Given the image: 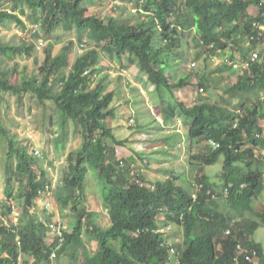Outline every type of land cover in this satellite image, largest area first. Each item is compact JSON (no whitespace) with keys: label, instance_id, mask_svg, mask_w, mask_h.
Listing matches in <instances>:
<instances>
[{"label":"trees","instance_id":"1","mask_svg":"<svg viewBox=\"0 0 264 264\" xmlns=\"http://www.w3.org/2000/svg\"><path fill=\"white\" fill-rule=\"evenodd\" d=\"M83 1L95 3V0H0V24L10 21L21 32L29 30L27 22L38 25L44 40L56 25L63 30L74 28L79 36L87 32L107 53L118 58L126 54L128 64L136 66L153 85L157 98L154 104L160 106L162 124L172 127L180 120L187 127L186 142L191 146L188 161L196 173L193 182L169 173V178L147 185L138 172L127 166L124 157L119 158L116 150L126 140L117 139L107 126V120L115 115L111 107L113 93L105 92L103 80L94 81L98 59L95 48L78 55L68 72L64 67L68 65L69 47L63 46L55 56L46 48L37 71L17 81L13 78L17 73L15 59L31 57L35 44L0 40V112L6 95L16 97L17 102L28 95L36 100L44 116L50 115L49 123L55 113L62 116L59 134L54 126L42 133L52 135L55 150L67 140L66 117L80 126L81 141L73 155L67 157L64 184H57L52 191L59 211L69 212L72 227L71 231L63 229V243L56 248L59 236L44 223L52 222L54 213L46 212L44 206L42 216L31 211L41 198V189L48 184L35 176L33 165H39L35 148L29 140L28 148L15 146L13 134L7 133L0 114V133L8 144L4 168L8 205L0 199V212L8 225L0 218V264H17L20 255L22 264H51L52 252H55L53 259L57 258L54 264H62L58 262L60 255L72 264H173L170 259L178 264H234L238 246L246 248L249 256L256 252L258 264H264V246L253 238L257 228L264 227V58L263 62L253 63L238 84L223 88L230 96H243L239 110L234 105L228 106L224 97L214 103L208 102V97L190 103L176 98L174 90L189 85L193 72L197 85L204 90L212 85L207 55L203 58L204 66L197 63L202 52H195L194 66L189 65L193 71L172 72L174 75L170 71L172 62L178 69L186 67L181 36L191 29L210 56L216 52L232 55L230 43L246 56L257 42L252 40L250 46L241 42L245 33H252V20L264 24V0H123L135 2L137 13L142 15L120 20L115 16L86 15ZM250 5L259 7L257 16L247 15ZM6 60L14 61L12 68L2 67ZM226 70L228 66L219 63L212 72ZM141 127L140 130L144 129ZM158 127L163 129L161 125ZM173 135L180 134L174 131L161 138L167 153ZM178 140L179 137L176 140L179 147ZM210 140L218 146L213 147ZM220 156L223 160L219 178L201 172ZM89 170L95 173L102 204L109 215L105 226L97 221L98 213L85 207L83 187ZM136 177L142 184L135 181ZM194 182L201 184L195 198ZM15 183L20 190L16 202L11 203ZM219 187L222 194L214 190ZM213 193L223 195V206ZM258 201L260 210L255 207ZM14 211L25 220L21 226L12 221ZM162 214L164 219L160 223L158 217ZM162 225L170 227L168 232L172 227L181 228L183 242L171 244L153 232ZM83 232L97 243L93 253L85 248ZM171 247L175 248L173 258H169ZM238 261L254 264L243 256Z\"/></svg>","mask_w":264,"mask_h":264},{"label":"rangeland","instance_id":"2","mask_svg":"<svg viewBox=\"0 0 264 264\" xmlns=\"http://www.w3.org/2000/svg\"><path fill=\"white\" fill-rule=\"evenodd\" d=\"M82 5H85L87 7L86 15H97L101 18H107L109 16H115L119 20L124 18H130L133 19V15L137 18L141 17L142 14L137 13L138 7H136L135 2H128L123 0H95V3H87L85 1L82 2ZM1 8V7H0ZM256 10L250 11V14H255ZM24 19V17L22 16ZM133 21V20H131ZM27 26L29 28L28 31H26V35H18L19 28L14 25V23L10 21L4 22V24L0 25V40L11 43V44H19L21 40H24L26 42L32 41L35 44L34 51L32 52V56L28 58H18L15 59L17 66V73H15V78L17 81H20L22 77H28L32 72H36L38 67L41 65L44 59V50L46 48L50 49V52L53 56L58 55L62 51V47L67 45L69 47V61L68 65L64 67V71L68 72L70 69V66L72 65L75 58L82 54L86 50H91L92 48H95L97 51L98 59H97V77H95L94 81L98 82L103 80V82L106 84L105 92L113 91L115 92L116 96L113 102V106H115V116H117V120L111 121V119L107 120V126L110 128L113 126L115 122H118L117 128L123 132L127 131L128 134L135 135L138 137L137 139H140V125H142L141 128H144L142 131H147L148 126L152 124L151 118L153 115L146 111L145 107H148V104H144L145 107L142 108V104L140 103V72H138L134 67V65H129L127 61V56L122 55L120 58H118L116 55H113L111 53H107L100 45L97 46L95 41L91 39L87 32H84L82 35H78L76 30L74 28L63 30L60 25H56L52 31V34L47 39H43L44 34L40 31L38 25H31V23L27 22ZM22 36V38H21ZM42 36V38H41ZM197 38L193 36L192 29L190 31H186L185 35L181 36V44L182 48L185 50V60L184 63L185 66L180 67V72L187 71L191 69L193 71V67L189 66L193 62V58L195 60L196 56L195 52L201 53L200 58H197V63H200L202 66H204V57L207 55L208 58V66L209 70L212 73V76H215V90H211L210 92H205L207 95L212 97L213 103L214 100L217 101L220 97L228 98L229 95L225 94L223 91V88H226L227 85L232 84L236 78V74H219L212 72V69L215 68V66L219 62V58L211 59V56L209 55V52L207 49H202L203 43H199L196 40ZM193 49V56L191 54V50ZM197 53V54H198ZM204 54V55H203ZM237 57H242V54H237ZM116 61V62H114ZM14 61L6 60L2 64V67L4 69H10L13 66ZM196 62V61H195ZM203 68V67H202ZM171 69L174 74H179L178 70L176 71V64L175 62H172ZM117 72V73H116ZM214 74V75H213ZM113 75V76H112ZM54 79V78H53ZM191 80L196 82L197 78L192 73ZM184 87V86H183ZM144 88V87H143ZM177 90H174L176 98L180 96L183 100L186 102H195V100L198 98V96H186L185 91L181 90V92L178 91L177 96ZM198 92V91H196ZM195 92V93H196ZM145 97L149 99V103H152V113H155L158 118L161 119V111L160 106L158 104H153L155 97L148 96V92L145 89L144 92ZM245 96V95H244ZM198 100V99H197ZM147 99L145 100V102ZM241 101L240 97L235 98L234 100L229 99L228 100V106L234 105V102ZM233 102V103H232ZM211 103V102H210ZM238 104L235 106L238 107ZM239 108V107H238ZM54 113V112H52ZM1 121L3 126L6 128L7 133L10 132L13 134L14 138V145L17 146H23L28 148L29 143L33 145L35 149L38 150V156L36 159L39 160V165L37 163L33 165L35 176L38 180L48 182V186L52 187L51 191H53V188L57 187V184H64V173H65V166L67 157L69 155H73L74 150L80 145V126L73 120H70L69 118L66 119V132H67V140L62 145V147L59 150L54 149V143L51 140L52 135L43 136L42 133L45 131L46 128L49 126H54L53 129H55L56 133L59 134L61 132V115L58 113H55L54 116H52V122L49 123L51 120L49 119L50 115L44 116L41 107H39L36 103L35 99H29L28 95H24L22 97L21 102L16 101V97L11 95H6L5 102L1 104ZM163 121V120H162ZM157 122H155L154 127L156 128ZM178 124H181L180 122ZM153 125V124H152ZM183 127V126H182ZM166 130V129H164ZM163 130V131H164ZM170 130H166L165 132L168 133ZM165 132V135H167ZM155 134V132H153ZM183 138H185V134L182 135ZM56 137V136H55ZM173 142L170 143L172 145L171 148H169V155H171L169 158L167 157V147L163 149L161 152L162 158L164 159L165 164L167 162L169 163V166L164 165L166 167L158 169L154 168L157 171V176L160 180H164L170 177V172L172 174L174 172H177L181 176H184L186 174L185 167H188L189 161H188V152L185 155V160L182 161L183 164H178L175 160H172L173 156H175L176 152L178 151V147L176 145L177 143V136L175 137L173 135ZM182 137L180 138V141L182 144L180 145V151L181 153H185L183 148L187 147L182 145L185 143L182 142ZM136 139V138H135ZM30 141L29 143H26L27 141ZM189 146V145H188ZM91 150V148H89ZM8 151V144L7 139L4 135L0 133V199L3 200L4 204L7 206L6 202V196L4 195V171H5V162H6V152ZM147 153V152H145ZM36 156V155H35ZM222 156L219 157V160L212 164V165H206L204 167V172L207 175L213 174L217 175L216 178H219V175L221 174V166H222ZM15 161V160H14ZM137 167V166H136ZM180 167V168H178ZM180 170H183V172H180ZM144 174L147 177L152 176L153 180L155 181L157 176H153L152 172H148ZM156 173V172H155ZM175 174V173H174ZM173 174V176H174ZM184 174V175H183ZM148 179V178H147ZM184 179L186 180V177L184 176ZM190 180L191 179H188ZM219 185V183H218ZM97 182L95 179V173L91 170L86 175L83 192L86 195L87 193V199L85 200V207L88 210L91 211H101L98 212L99 216L97 220L99 221L101 226H105L109 222V217L107 211L102 206V200L100 197V193L98 191ZM20 190V187L18 186V183H15L14 185V196L11 203L16 202V196L18 191ZM216 193H220L221 187L218 188V190L214 189ZM216 198L219 199V203L221 206H223V195L222 197H218L215 195ZM263 197H259V200H262ZM35 203H39L36 207L33 206L31 208L32 212H42L41 206L46 205L43 203V200L37 199ZM54 201V205H53ZM41 202V203H40ZM260 201H258L255 204V207L259 209L258 206H260ZM225 208V207H224ZM222 209V208H221ZM260 210V209H259ZM258 210V211H259ZM46 212H53L55 215V218L53 220H58L62 223L63 229H66L67 231H71V216L69 215V212H63L61 213L59 211V208L57 207V202L55 201V198L51 199V206L46 207ZM96 212V213H97ZM40 215V214H39ZM0 216L3 219L4 216L2 215V212H0ZM3 216V217H2ZM41 216V215H40ZM162 219H164V215H160ZM54 221V222H58ZM6 225H8V221H4ZM82 230L85 228V224H82ZM174 237L172 238V235L168 236V239L171 240L172 244L181 242L183 240V234L182 229L179 227L174 228ZM82 237L84 239L85 248L88 252L93 253L97 248V243L94 240H91L89 235L87 233H82ZM253 238L257 242H261L264 245V227L260 226L255 231ZM88 239V240H87ZM51 264H54L57 260L53 258H49ZM62 264H72L71 261L64 255H60L59 261Z\"/></svg>","mask_w":264,"mask_h":264},{"label":"crops","instance_id":"3","mask_svg":"<svg viewBox=\"0 0 264 264\" xmlns=\"http://www.w3.org/2000/svg\"><path fill=\"white\" fill-rule=\"evenodd\" d=\"M253 5H250L249 7H248V10L249 11H252L253 9L251 8ZM4 24V23H3ZM0 25H2V24H0ZM19 34L18 35H23V36H25L27 33H26V31H24V32H21L20 30H19ZM21 38H22V36H21ZM191 54H192V56H193V49L191 50ZM215 58H219V55H218V53H216V54H214V56L213 55H211V59H214L215 60ZM114 62H116V61H114ZM132 67H134L138 72H140L139 71V69L136 67V66H132ZM178 70V73H181L180 72V69H178L177 67H176V71ZM170 71H171V68H170ZM117 73V72H116ZM171 73H172V71H171ZM195 74V73H194ZM172 75H174L173 73H172ZM214 75V74H213ZM113 76V75H112ZM196 76V75H195ZM213 78H215V76H212V85L211 86H207V88H208V90H206V92H210V89L211 90H215V88H214V86L213 85H215V81H214V79ZM197 80V79H196ZM198 84V81H196V82H194L193 80H191L190 79V83H189V85H185L184 87H182L181 89H178L177 90V96H178V91L179 92H181V90H184L185 91V95L186 96H188V95H190V96H194V94H195V97L196 96H198V97H208V102H213V100H212V97L211 96H209V95H207V93H205V92H201V93H197L196 91H197V89L199 88V85H197ZM107 87V86H106ZM144 87V88H143ZM213 87V88H212ZM140 103L142 104V108L143 107H145V105L144 104H148V107H145V109H147L146 111H148V112H150L152 115H153V117H150L151 119V122H152V124L150 125V126H148V129L149 130H147V131H142V130H140V139H137L138 137H136L135 135H132V134H128L127 133V131H124L123 130V132L121 131V130H119L116 126H117V124H118V122H115L114 124H113V126L112 127H110V129L112 130V133H113V135L117 138V139H125L126 140V142L124 143V145L123 146H119L118 148H117V150H118V156H119V158L120 157H124V159L126 160V161H128V163H127V166L129 167V168H131V169H133V171H135V172H138V174H140L141 176H142V178L144 179V181H145V183L147 184V185H152V183H154L156 180H158L159 179V175L157 176V171H159V170H155L154 168H158V169H161V168H164V167H166V166H164V165H167V166H169V163L170 162H167L166 164H165V162H164V159L162 158V154H161V152L163 151V149H165L167 146H166V144L161 140V138H163L164 137V133H162V132H165L166 130H170L168 133H166L167 135H171L174 131H176V132H179V136H177V137H179V140H181L180 138L182 137L183 138V134H185L186 135V128L187 127H182V123H181V121L180 120H178L172 127L171 126H164L163 124H162V116H161V119L160 118H158L157 116H156V114L155 113H152V111H151V109H152V103H149V99L147 98V97H145V95H144V92H145V89L147 90V92H148V96H149V98L150 97H155L156 98V95H155V93L153 92V85H151V84H149L147 81H146V77L144 76V74H142L141 72H140ZM110 92H112L113 93V101H112V104H111V107L114 109V113H115V111H116V108H115V106L116 105H114L113 106V102H114V99H115V96H116V94H115V92H113L112 90L110 91ZM196 92V93H195ZM179 98H180V96H179ZM147 99V101L145 102V100ZM157 99V98H156ZM156 99L154 100V102H156ZM181 100H183L182 98H180ZM183 101H185V100H183ZM154 102H153V104H154ZM234 104H235V102H234ZM159 106V105H158ZM161 114V113H160ZM115 120H117V116H115L114 115V117L113 118H111V121H115ZM155 122H157L158 124H157V126H156V128L154 127V124H155ZM181 123V124H178V123ZM107 123V122H106ZM159 125H161V128H163V129H160L158 126ZM163 125V126H162ZM164 129H166V130H164ZM164 130V131H163ZM153 132H155V134H153ZM166 136V135H165ZM136 138V139H135ZM185 138H186V136H185ZM185 138H183L182 139V142L184 143L183 145H182V147H184V146H186L187 145V147L185 148H183V150L185 151V153H181V151H180V149H178V151L176 152V154H175V156H173V158H172V160H175L176 162H178V164L180 165V164H183V162H181V159H182V161H186L185 159V155L187 154V152H188V148H190L191 146H190V143L188 144L186 141H185ZM182 143L180 142L179 143V147H180V145H181ZM189 145V146H188ZM177 147H178V145H177ZM178 147V148H179ZM192 147H193V145H192ZM195 149V148H194ZM192 150V149H191ZM145 152H147V153H145ZM138 154H140V155H138ZM171 155H169L168 153H167V157L169 158ZM188 156H189V154H188ZM188 160H189V158H188ZM137 166V167H136ZM192 165H189L188 167H185L184 169H185V172H186V174L188 175V177L186 176V175H184L185 177H186V179L188 178V179H191V181L193 182V179H194V175H195V171H192V167H191ZM178 168H180V167H178ZM146 171H148V172H152V175L153 176H157V178H155L156 180L154 181L153 180V178H152V176H150V177H147L146 178V176L144 175V174H146L147 172ZM156 172V173H155ZM180 172H183V170H180ZM202 173H204L205 174V172H204V168H202V171H201ZM171 174H172V172H170ZM175 173V174H174ZM173 174H174V176H177L179 179H184V176H181L180 174H178L177 172H174ZM148 174V173H147ZM172 174V175H173ZM207 175V174H206ZM185 180V179H184ZM98 191H99V189H98ZM88 194V193H87ZM85 195V200L87 199V196L88 195ZM54 198V197H53ZM40 200H42L41 198H40ZM102 200V199H101ZM36 201H38V200H36ZM41 203V202H40ZM37 205L39 204V203H36ZM53 205H54V202H53ZM102 206H103V204H102ZM35 207H36V205H35ZM57 207H58V205H57ZM104 208V207H103ZM105 209V208H104ZM95 212H97V211H95ZM98 212H101V211H98ZM97 212V213H98ZM33 214H37V215H41L42 216V212H40L39 214H38V212H32ZM49 213H51V212H49ZM12 221H13V223L16 225V226H21L22 224H24V222H25V220L21 217V215L19 214V212H16V211H14V212H12ZM48 214V213H47ZM98 216H99V213H98V215H97V218H98ZM3 217V216H2ZM108 217H109V215H108ZM161 216L159 215V221H160V223H163V219L162 218H160ZM0 218H1V216H0ZM43 220V219H42ZM1 221L4 223V224H6L4 221H7V219L4 217L3 219L1 218ZM98 221V220H97ZM99 222V221H98ZM109 223V222H108ZM174 228L175 227H172V230L167 234V236H166V240L168 241V242H170L171 244H172V242H171V240H169L168 239V236L170 235H172L173 233H174ZM183 234V233H182ZM174 237V235H172V238ZM181 242H183V241H181ZM181 242H178V243H181ZM264 246V245H263ZM0 254H2V252L0 251ZM253 262H254V264H258L259 263V257H255L254 259H253Z\"/></svg>","mask_w":264,"mask_h":264},{"label":"clouds","instance_id":"4","mask_svg":"<svg viewBox=\"0 0 264 264\" xmlns=\"http://www.w3.org/2000/svg\"><path fill=\"white\" fill-rule=\"evenodd\" d=\"M251 8L253 10L254 9L256 10L255 14H253V15L250 14V11L247 9V15L250 14L251 16H257L259 14L258 13L259 12V7L253 5ZM250 23H251V31H252V33H245L244 40L241 42V44H243V46H250L251 45V41L252 40H255L257 42L256 43V45H257L256 48L253 49V50H250L246 54V56H242V57L238 58L237 57V54H241V52L239 51V49H237L236 46H234L232 43H230V44H228V46H229L228 49L231 48L233 54L232 55H228V54L219 55V59L220 60H219L218 64L221 63V64L227 65L228 66V70H226L225 72H217V71H214V72L215 73H219V74H236V75H238V76H236L234 82L232 84H229V86H231L233 84L234 85L238 84L240 78H242L245 74H247L248 72H250V68H251V66H252L253 63H255L256 61L263 62V58H264V43H263V40H264V32H261L258 29L254 28L253 23H258V24H262V25H264V24L263 23H260L257 20H252ZM239 38H240V35H239ZM259 41H260V43H259ZM216 53H218V52H216ZM213 56H214V54H213ZM191 65L194 66L193 63H191ZM210 76L212 78V73H211ZM227 87H228V85L226 86V88ZM197 91H198L197 93L206 92V90H204L203 87H200V86L197 89ZM225 94L229 95L228 93H225ZM200 97H198L197 98L198 100L196 99L195 102L196 101H201L202 100V97L201 98ZM237 97H240V99L242 101L243 96H230L229 95V97L227 99L228 100L229 99L234 100ZM241 101L239 102V104L241 103ZM236 104H238V103L235 102L234 106ZM239 104H238V106H239ZM236 109L239 110L238 107H236ZM185 141H187L186 138H185ZM208 142L213 147L218 146V144L216 142H214V141H211L210 140ZM247 146L248 145H246L244 147H247ZM193 184H194L195 191L192 193V197L195 198L197 196V191L201 188V184H197L195 182ZM213 194H214V196L217 195L216 193H213ZM216 199H218V198H216ZM226 232L228 233V231H226ZM237 250H238V256L235 257L234 264H239V261H238L239 260V256H243L245 259L251 260L252 262H253V259L255 257H257V255L255 254L256 252L252 253L253 256H249V254H248L249 252L246 251V248H243V247L238 246L237 247Z\"/></svg>","mask_w":264,"mask_h":264},{"label":"built area","instance_id":"5","mask_svg":"<svg viewBox=\"0 0 264 264\" xmlns=\"http://www.w3.org/2000/svg\"><path fill=\"white\" fill-rule=\"evenodd\" d=\"M253 26H254V28L258 29L259 31L264 32V25L258 24V23H253ZM116 152H118V151L116 150ZM37 154H38V150L35 149L34 155L38 156ZM135 181L137 183H141L142 184V182H140L139 178H137V177L135 178ZM40 196H41V198L43 200V203L46 205V207L47 208L50 207L51 206V199L53 197V192L51 191V188L48 185H45L41 189ZM54 221H58V220H53L52 222L45 221L44 223H45L46 226H49V228L54 230L56 232V234L59 236V243L56 246V248H59L62 245V243H63V238H62V236H63V234H62L63 233V227L62 226L63 225H62V223L60 221H58V222H54ZM169 230H170L169 226L162 225V226H159V228H157L156 230H153V232L155 234H160V235H162V236H164L166 238L167 234L169 233L168 232ZM16 241H17V244H19L18 238L16 239ZM174 254H175V248L171 247L170 248V257L169 258H173ZM54 257H55V252H52L51 255H50V258H54ZM21 261H22V256L20 255L18 257L17 264H22ZM169 261H170V263L178 264L177 260L170 259Z\"/></svg>","mask_w":264,"mask_h":264}]
</instances>
